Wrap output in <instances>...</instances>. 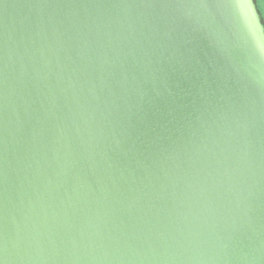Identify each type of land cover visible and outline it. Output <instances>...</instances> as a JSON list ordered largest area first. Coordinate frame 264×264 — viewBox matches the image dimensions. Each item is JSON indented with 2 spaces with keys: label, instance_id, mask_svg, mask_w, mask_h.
<instances>
[{
  "label": "water",
  "instance_id": "1",
  "mask_svg": "<svg viewBox=\"0 0 264 264\" xmlns=\"http://www.w3.org/2000/svg\"><path fill=\"white\" fill-rule=\"evenodd\" d=\"M255 0H0V264H264Z\"/></svg>",
  "mask_w": 264,
  "mask_h": 264
},
{
  "label": "trees",
  "instance_id": "2",
  "mask_svg": "<svg viewBox=\"0 0 264 264\" xmlns=\"http://www.w3.org/2000/svg\"><path fill=\"white\" fill-rule=\"evenodd\" d=\"M259 1H263L264 2V0H255V2L257 4V7H258V9H259V11L261 13V17L264 18V12H263L261 6L259 5Z\"/></svg>",
  "mask_w": 264,
  "mask_h": 264
},
{
  "label": "rangeland",
  "instance_id": "3",
  "mask_svg": "<svg viewBox=\"0 0 264 264\" xmlns=\"http://www.w3.org/2000/svg\"><path fill=\"white\" fill-rule=\"evenodd\" d=\"M259 5L261 6L263 12H264V2L263 1H259Z\"/></svg>",
  "mask_w": 264,
  "mask_h": 264
},
{
  "label": "snow or ice",
  "instance_id": "4",
  "mask_svg": "<svg viewBox=\"0 0 264 264\" xmlns=\"http://www.w3.org/2000/svg\"><path fill=\"white\" fill-rule=\"evenodd\" d=\"M261 22L264 23V18H262V21Z\"/></svg>",
  "mask_w": 264,
  "mask_h": 264
}]
</instances>
